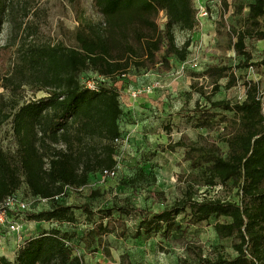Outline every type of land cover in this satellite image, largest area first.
<instances>
[{"label": "trees", "instance_id": "1", "mask_svg": "<svg viewBox=\"0 0 264 264\" xmlns=\"http://www.w3.org/2000/svg\"><path fill=\"white\" fill-rule=\"evenodd\" d=\"M243 1L235 11L244 15L240 26L231 28V37L236 38L233 49L242 58L237 69L264 68V57L253 62L246 43L247 39L264 42V0H251L247 7ZM223 4L228 8L226 0ZM94 6L103 22L90 26V32H79L77 47L25 48L20 67L7 79L10 85H33L46 96L15 106L11 113L4 111V102L0 103V129L11 121L17 145L14 153L0 145V204L17 196L24 183L34 198L55 200L66 189L86 187L98 170L116 168L113 144L122 137L119 123L123 110L120 94L111 82L130 71L144 75L170 72L174 61L181 68L190 56L191 41L179 47L174 30L192 33L197 29L194 0H94ZM12 13L10 3L0 0V35ZM161 14L166 18L164 28L159 23ZM89 72L99 77L93 90L84 82ZM200 77L216 82L210 95L203 94L210 106L198 104L186 121L200 130L223 125L220 136L228 152L222 155L217 144L198 146L183 140L167 149L184 148L185 160L198 171L203 186L232 184L238 189V202L196 200L190 191L157 213L125 207L99 212L101 221L87 235L98 247L104 246V236L114 232L104 220L110 221L115 212L124 216L134 213L140 218L137 237L157 233L169 237L182 232L181 216L189 219V225L216 219L217 235L234 240L236 256L211 259L198 253L194 264H264V96L257 84L245 81L243 102L213 101L220 90L219 81L227 79L226 88L232 89L244 78L237 77L232 67L216 65L206 67ZM76 209H84L89 221L95 217L88 207L56 202L50 210L26 216V220L72 223ZM18 215L10 218L15 220ZM222 218L225 221L221 222ZM22 237L14 260L3 256L0 264H86L73 255V247L59 230L32 239ZM106 255L111 258L109 251Z\"/></svg>", "mask_w": 264, "mask_h": 264}, {"label": "rangeland", "instance_id": "2", "mask_svg": "<svg viewBox=\"0 0 264 264\" xmlns=\"http://www.w3.org/2000/svg\"><path fill=\"white\" fill-rule=\"evenodd\" d=\"M7 1L14 13L7 17L0 35V103L4 102V111L11 113L15 106L46 96L45 91L33 85L17 82L15 86L7 82L20 67L23 50L30 46L57 44L77 47V34L90 32V26L101 24L103 18L95 9L94 0ZM213 1L207 6L215 25L212 35L195 41L193 54L206 67H232L237 77L244 78L232 89L226 88L227 79L219 81L220 90L213 101L243 102L247 96L245 81L257 84L264 96V68L237 69L242 58L233 49L236 38L231 37V28L240 26L244 15H236L235 11L243 0L237 3L226 0L228 8L223 0L221 4L220 0ZM250 1H243L246 7ZM247 13L248 10H245ZM159 23L162 28L165 27L164 14H161ZM174 33L179 47L190 40L178 28ZM246 43L253 62H260L264 57V42L247 39ZM180 69V63L174 61L170 72L144 75L130 71L125 77L111 82L120 94L123 116L119 125L122 137L127 140V144H113L114 159L119 166L118 177L103 181L100 169L90 176L88 185L81 190L66 189L59 198L45 201L34 198L24 183L17 196L30 205V210L16 216L15 220L23 225L26 239L59 230L67 244L73 247V255L86 264H194L198 253L211 259L236 256L234 240L221 239L217 235L214 229L216 219L189 225V219L181 216L178 222L183 225L182 232L169 237L161 233L137 237L140 218L134 213L124 216L115 212L110 221L104 220V224L109 223L114 230L113 234L103 237L104 246L98 247L87 237L89 230L101 221L99 212L125 207L157 213L172 207L190 191L196 200L238 202V189L232 184L204 187L198 171L193 170L191 163L185 160L184 148L175 151L167 149L169 144L183 140L198 146L217 144L222 155L228 152L227 144L220 136L223 125L215 130H200L186 121V116L192 115L198 104L201 107L210 106L203 94L210 95L216 82L199 78L204 71L179 73ZM90 77L96 76L89 72L84 79ZM155 83L160 86L152 94L138 99L131 97V91ZM0 145L6 152L16 151L11 121L0 129ZM56 202L88 207L95 217L89 221L84 209H76V219L72 223L26 220V216L50 210ZM220 221L225 220L222 218ZM15 247L16 238L7 234L4 246L0 247V258L6 256L13 261ZM106 251L111 253V258L107 257Z\"/></svg>", "mask_w": 264, "mask_h": 264}, {"label": "built area", "instance_id": "3", "mask_svg": "<svg viewBox=\"0 0 264 264\" xmlns=\"http://www.w3.org/2000/svg\"><path fill=\"white\" fill-rule=\"evenodd\" d=\"M221 4V0H220ZM195 7L197 9V28L203 29L209 20L211 19V14L209 12V9L206 6L199 5ZM194 51L192 48H190V56L189 58L182 64L180 72L184 73L187 70H194L198 71L202 67V63L200 62V59L198 56L193 54ZM97 79H99L98 76L95 78H89L86 79L85 86L89 89H95L98 86ZM159 83H155L149 87H141L138 89H135L134 91H131V97L134 99H138L143 95H150L153 92H155L159 88ZM127 144V140H125L123 137L117 138L115 140L116 145H123ZM119 174V166L114 168L113 170H103L100 172V177L103 181L115 179L118 177ZM81 190V189H80ZM45 201V200H43ZM30 210V205L27 204L25 201L20 199L18 196H12L7 198L2 204H0V247H3L7 234H12L16 238V249H19L21 247L22 241H23V225L18 222L17 220H12L10 216L12 214H22L26 213Z\"/></svg>", "mask_w": 264, "mask_h": 264}, {"label": "crops", "instance_id": "4", "mask_svg": "<svg viewBox=\"0 0 264 264\" xmlns=\"http://www.w3.org/2000/svg\"><path fill=\"white\" fill-rule=\"evenodd\" d=\"M215 1L213 0H197L195 1L194 3L196 4V6H199V5H203V6H208L210 5L211 3H213ZM210 7V6H209ZM208 8V7H207ZM214 23L212 21V19L209 20V22L207 23V25L203 28V29H200V28H197L194 32H182L184 34H186L189 39L192 41L191 42V47L190 48H194V42L195 41H200V40H203L204 37L205 38H208V36L212 35V30L214 29ZM189 41V40H188ZM185 44V43H184ZM183 44V45H184ZM208 67V66H207ZM206 68V65L204 63H202V67H201V71H204V69ZM192 72H198V71H194V70H190Z\"/></svg>", "mask_w": 264, "mask_h": 264}]
</instances>
